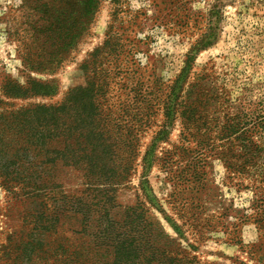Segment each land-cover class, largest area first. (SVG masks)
I'll list each match as a JSON object with an SVG mask.
<instances>
[{"label": "rangeland", "instance_id": "obj_1", "mask_svg": "<svg viewBox=\"0 0 264 264\" xmlns=\"http://www.w3.org/2000/svg\"><path fill=\"white\" fill-rule=\"evenodd\" d=\"M77 1L0 0V79L8 75L27 90L23 96L5 98L0 89V112L38 104L58 106L70 88L84 86L87 81H96V84L105 81L108 84H103V95L97 98L107 122L119 120L122 106L130 104L136 108H129V116H141L150 123L144 130L137 126L133 130L131 150L136 156L123 183L116 186L117 201L123 205L136 200L145 202L162 230L192 250L202 262L264 264L256 263L247 253V247L259 239L252 218L240 223V243L227 241L230 228L225 230L230 223L238 221L241 214L253 213L254 195L249 181L239 178L230 181L225 177L222 162L211 159L208 176L217 189L219 202L208 204L204 216L212 217L214 226L207 229L204 222L192 227L178 219L171 209L168 200L172 188L164 167L158 161L149 164L143 159L163 119L158 107L167 93L166 85L184 71L188 72L186 82L189 83L194 82L201 71L210 74L207 80L218 89L223 88L231 101L242 98L245 102L258 103L264 113V0H97L93 10L78 6ZM107 36L109 41L105 45ZM63 40L72 41L73 45L54 72L31 71L24 67L22 57L35 65L58 53ZM197 43L200 48L194 55L192 49ZM96 49H99L96 56L89 57ZM89 59H92L90 63ZM85 60L88 66L83 65ZM34 79L52 81L56 85L54 92L42 94L44 89L33 83ZM82 103L67 101L66 106L55 113L65 127L79 117L88 118L85 114L89 111ZM2 119L0 126L6 131L0 133H8ZM88 126L92 129L91 124ZM107 128L110 131L112 127ZM179 133V120H175L167 139L156 146V155L179 145ZM90 140L93 145L95 141ZM63 147L62 140L47 139L38 154L28 153L29 162L33 160V164L27 162L26 165L37 170L50 169L46 181L54 185L61 183L67 190L81 189L85 179L82 167L86 162L73 159L77 157L76 151L73 153ZM52 148L64 151L53 154ZM83 152L84 149L77 150L78 154ZM125 153L122 151L120 158L106 163H114L117 170H121ZM9 194L0 186V231L12 230L21 224L16 208L19 204L28 214L37 215L39 210L37 201L22 203ZM93 194L96 191L86 190L84 196L89 199ZM45 203L49 215H42V219L28 217L34 222L30 227L26 225V231L34 238H41L46 231L44 225L52 223L56 217L51 212H56L59 220L64 218L74 223L76 229L87 219L83 225L86 228L82 230L86 241H93L98 225L103 223L93 219L94 213L86 205H67L50 197ZM160 209L176 220L182 234L173 229ZM223 209L227 211L224 226L215 223ZM65 214L67 216H63Z\"/></svg>", "mask_w": 264, "mask_h": 264}, {"label": "trees", "instance_id": "obj_2", "mask_svg": "<svg viewBox=\"0 0 264 264\" xmlns=\"http://www.w3.org/2000/svg\"><path fill=\"white\" fill-rule=\"evenodd\" d=\"M77 5L93 10L97 0H78ZM108 41L107 36L105 45ZM72 45V41L63 40L58 53L35 65L22 57L24 67L52 73ZM199 48L200 43L194 45V55ZM98 50L91 52L89 57H95ZM91 61L89 59V63ZM87 63L85 60L83 65L88 66ZM187 76L188 72L184 71L166 85L167 93L158 107L163 119L143 159L149 164L158 161L164 167L166 180L172 188L168 200L171 209L175 210L178 219L192 227L204 222L207 229L214 226L212 217L204 216L208 204L219 202L216 200L217 189L208 176L211 159L222 162L225 177L230 181L236 178L249 181L254 195L251 204L253 213L241 214L237 217L238 221L225 227V230L230 228L227 241L240 243V223L252 218L259 231V239L247 247V253L256 263L264 262V113L258 103L245 102L242 98L231 101L223 88L218 89L207 80L210 74L204 71L192 83L186 82ZM32 82L44 89V95L52 94L56 87L52 81L34 79ZM103 84L108 83L87 81L84 86L70 88L58 106L38 104L0 112V119L3 118L2 122L7 124L8 132L0 133V186L15 200L19 199L22 203L37 201L39 205L35 215L28 214L19 204L16 208L21 224L15 229L0 231V264H207L176 238L166 234L145 202L136 200L123 205L117 201L116 186L123 183L136 156L131 150L133 130L136 126L145 129L150 123L147 118L129 116V108H136V105L130 104L122 106L119 120L107 122L102 117L103 108L97 98L103 95ZM0 89L5 98L27 94L26 87L8 75L0 79ZM131 89L136 92L135 88ZM74 100L84 102V108L89 111L85 114L88 118L79 117L65 127L64 121H60L55 113L64 108L67 101ZM139 100L142 101L140 97ZM175 120H179L180 124V144L165 150L160 156L156 155V146L167 139ZM90 124L92 129H89ZM108 125L112 127L110 131ZM2 129L3 126H0V132ZM47 139L62 140L65 150L76 151L77 157L73 159L86 162L82 167L85 179L81 189L67 190L61 183L54 185L46 181L50 169L43 167L37 170L26 165L30 160L28 153L34 151L38 154L44 149ZM90 139L95 141L93 145ZM68 140L69 143H66ZM78 149H84V152L78 154ZM62 151L51 149L53 154ZM122 151L127 156L121 170H117L114 163H106L113 162L115 157L120 158ZM86 190L96 191V194L86 199ZM47 197L62 200L67 205H86L88 210L93 211V219L103 222L98 225L99 231L94 233L93 241L84 240L85 235H82L87 219L79 226L80 229H76L74 223H68L64 218L59 220L56 212H51L56 217L52 223L49 221L44 225L46 231L43 236L32 237L26 231V225L30 227L34 220L28 217L42 219V215H49L46 212ZM160 210L173 229L182 234L176 220ZM78 212L82 213L81 210ZM226 213L223 209L215 223L220 222L224 226ZM191 247L195 249L193 245Z\"/></svg>", "mask_w": 264, "mask_h": 264}]
</instances>
